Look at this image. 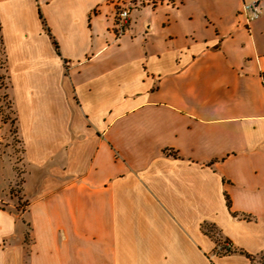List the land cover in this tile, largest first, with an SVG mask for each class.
<instances>
[{
	"label": "crops",
	"instance_id": "0c3cea01",
	"mask_svg": "<svg viewBox=\"0 0 264 264\" xmlns=\"http://www.w3.org/2000/svg\"><path fill=\"white\" fill-rule=\"evenodd\" d=\"M0 3L33 57L17 196L0 159V264H257L264 0Z\"/></svg>",
	"mask_w": 264,
	"mask_h": 264
},
{
	"label": "rangeland",
	"instance_id": "374dc122",
	"mask_svg": "<svg viewBox=\"0 0 264 264\" xmlns=\"http://www.w3.org/2000/svg\"><path fill=\"white\" fill-rule=\"evenodd\" d=\"M121 7L123 6H114V11L117 12ZM130 7V4H127L123 8ZM11 26L9 8L0 3V159L6 163L7 170L10 168L8 179L5 176L3 186L6 189L9 182L13 179L15 182L9 190V198L10 192L11 196H17L15 191L21 181L20 175L25 171L23 150L17 135L20 130L23 132L26 126L23 98L28 96L29 81H32L33 76L32 70L28 75L29 59L33 57L22 50L24 47H21L22 44L20 46L19 41L13 36ZM49 45V49L40 45L38 54H41L40 57L37 55V59L48 64V75L52 81L65 82V78L61 77L60 65L56 62ZM17 203L19 206L24 204L19 201ZM256 262L264 264V254L257 257Z\"/></svg>",
	"mask_w": 264,
	"mask_h": 264
},
{
	"label": "built area",
	"instance_id": "2783aa9c",
	"mask_svg": "<svg viewBox=\"0 0 264 264\" xmlns=\"http://www.w3.org/2000/svg\"><path fill=\"white\" fill-rule=\"evenodd\" d=\"M242 12L246 15V21L254 20L258 17L259 9L256 3H251L247 5H243ZM128 22V9L123 8L119 9L115 14L114 18V39L120 37L126 30ZM231 246L229 243L224 245V249L230 250Z\"/></svg>",
	"mask_w": 264,
	"mask_h": 264
},
{
	"label": "trees",
	"instance_id": "16d2710c",
	"mask_svg": "<svg viewBox=\"0 0 264 264\" xmlns=\"http://www.w3.org/2000/svg\"><path fill=\"white\" fill-rule=\"evenodd\" d=\"M38 17H39V19L41 20L43 30L46 32V34L49 36V38H50V40H51V43H52V46H53V49H54L56 55L59 56V52H58L57 44L55 43V41L53 40V38L50 36V33H49V31L47 30V27L45 26L44 22L42 21V19H41V15H40L39 12H38ZM221 250H224V251H225L224 253H230V252H231V251H229V250L224 249V246L221 247Z\"/></svg>",
	"mask_w": 264,
	"mask_h": 264
}]
</instances>
